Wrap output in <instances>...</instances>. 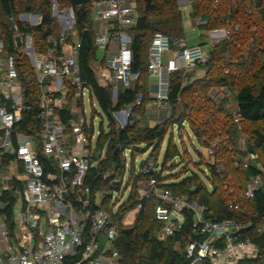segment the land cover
I'll use <instances>...</instances> for the list:
<instances>
[{
    "label": "built area",
    "instance_id": "built-area-1",
    "mask_svg": "<svg viewBox=\"0 0 264 264\" xmlns=\"http://www.w3.org/2000/svg\"><path fill=\"white\" fill-rule=\"evenodd\" d=\"M92 6L93 21L97 19L102 27L101 32L95 31L94 44L97 54H101L93 63L96 80L101 87L112 88L116 101L119 91L131 88L138 79V74L131 71L129 33L136 25L137 7L133 0H92ZM52 15L60 36L57 40L50 35L45 48H37L31 35L17 34L20 46L15 40L18 54L14 55L0 41V241L4 245L0 264H67L68 261L69 264H123L117 248L119 207L114 204L110 211L103 209L102 196L92 198L86 184L95 165L91 159L94 151L87 149L95 132L93 129V135L89 136L91 127L80 116L77 106L86 94L91 96V91L80 78L78 57L82 41L75 29V11L61 10L53 1ZM34 16L23 14L18 20L39 27L42 17ZM195 20L206 25L200 17ZM12 21L15 22L14 18ZM15 30L18 31L17 27ZM208 34L212 38L208 51L201 45H192L186 37L155 34L148 57V70L155 81L148 89L147 110H168L170 115L171 76L183 74L182 87L194 80L189 76L195 72L203 70L205 76L211 48L217 42L231 39L232 28L228 25ZM219 35L221 40L214 41ZM228 74L229 70H225L224 75ZM230 94L234 93L227 87H213L208 97L216 103L227 102ZM144 99L139 95L134 106H142ZM35 106L39 128L22 132L19 125ZM66 110L73 116L67 122L62 117ZM233 110L234 123L240 124L237 104ZM132 117L133 105L113 112L116 130L132 124ZM219 142L216 140L206 148L210 158H215ZM45 162L49 165L48 172ZM248 167V164L242 166L244 170ZM160 171V162L148 157L137 166L136 175ZM220 172H225L222 164ZM231 178L229 175L228 179ZM262 184V176L258 175L251 177L238 195L230 191L233 196L228 209L244 215L242 202L252 201ZM136 187L137 209L142 208L144 200L158 202L154 218L164 236L169 238L181 231L186 216H191L194 235L186 237L185 245L190 264H257L260 249L241 235L248 225L234 219L211 221L208 218L212 214L199 200H191L189 195H174L160 188L153 177ZM8 193L13 200L6 197ZM12 203L8 218L6 210Z\"/></svg>",
    "mask_w": 264,
    "mask_h": 264
},
{
    "label": "trees",
    "instance_id": "trees-1",
    "mask_svg": "<svg viewBox=\"0 0 264 264\" xmlns=\"http://www.w3.org/2000/svg\"><path fill=\"white\" fill-rule=\"evenodd\" d=\"M53 1L57 2L61 10L73 8L75 11V29L79 31L82 41L78 57L80 78L90 88L92 100L98 102L109 118L108 132L103 130L101 124V132L91 158L95 165L89 172L86 184L91 189L92 198L98 194L102 196L101 207L108 211L112 193L122 191L126 177L127 187H131L130 196L119 207L117 215L120 222L117 248L123 264H190L185 256L186 237L194 235L190 215L186 216V223L181 231L167 241H160L156 233L161 231V225L154 218V208L158 202L154 199L144 200L141 203L142 208L133 218V231L128 232L130 227H125L128 224V213L139 205L136 186L150 177L157 180L160 188L167 189L174 195H189L191 200H199L201 205L207 207L208 213L212 214L208 218L211 221L234 219L248 225L241 234L242 239L250 240L260 249V258L256 263L264 261V182L254 199L245 202L244 215H237L228 209V201L232 200L234 194L241 192V188H244L251 177L263 175L252 164L246 170L237 167V162L230 158V152L226 150L243 134L242 128L251 125L254 129L249 133L252 141L249 149L257 158L259 151L264 152V131L255 128L264 123V0H187L192 6V17H200L206 21V25H200L201 28L208 33L223 30L230 25L231 39L213 45L203 79L193 80L186 87H182L183 74L172 75L169 105L173 115L163 124L139 130H136L138 120L144 114L149 101L148 57L153 37L157 33L173 38L185 37L184 17L177 0H133L137 7V21L129 32L133 55L131 71L138 74V79L131 88L120 90L116 101L113 100L112 88L101 87L94 72L93 63L96 61L97 50L94 44L92 0H0V41L5 43L8 53L15 55L18 54L15 45L17 34L31 35L39 49L47 46L50 35L58 40L60 29L52 15ZM23 14L41 16L42 24L39 27H30L27 23L20 22L18 17ZM26 66L29 68V63ZM225 70H229L228 75H224ZM213 87H227L234 93L240 124L234 123V110L228 106V102L216 103L208 97ZM139 95H143L145 99L144 104L137 107L134 104ZM132 105V124L123 130H116L112 113ZM178 107L181 109L179 113L176 112ZM37 112L35 106L25 116L19 125L22 132L29 133L32 128H39ZM62 117L65 122L73 118L69 116V110ZM174 128H177L179 137L182 131L189 129L194 139L205 149L219 140L218 150L224 156L219 157L217 150L215 162H203L200 168L194 165L201 174L193 171L189 177L184 178L189 170H183L187 172L173 175L171 171L174 170V165L177 164L178 167L185 163L183 152H186L184 148L181 153L177 146ZM91 135L93 128L89 136ZM87 149L91 150V139ZM162 151L164 153L160 173L136 175L135 161L139 154H148V157H154L158 163ZM127 153L131 161L126 158ZM180 157H183V161L179 160ZM43 164L46 171H50L48 163ZM221 164L225 172H220ZM229 175L232 176L231 179H228ZM181 178L184 180L180 181ZM116 182L119 185L117 188ZM232 190L233 195H230ZM6 197L13 200L11 193L6 194ZM12 206L13 203L6 210L8 218H11Z\"/></svg>",
    "mask_w": 264,
    "mask_h": 264
},
{
    "label": "rangeland",
    "instance_id": "rangeland-1",
    "mask_svg": "<svg viewBox=\"0 0 264 264\" xmlns=\"http://www.w3.org/2000/svg\"><path fill=\"white\" fill-rule=\"evenodd\" d=\"M177 3L181 7V11L184 17V32L186 39L192 44V45H201L205 50H209L210 43H211V36L200 27L199 23L192 17V6L190 3H187L185 1L177 0ZM198 18V17H197ZM99 27V26H97ZM98 31L99 28H97ZM254 30V29H253ZM221 35L218 37H214V41L221 40ZM204 78V71L202 72H195L192 74V79L194 80H201ZM231 95V94H230ZM229 95V96H230ZM234 94L231 95V97L228 99V106L232 109L236 108V103L233 98ZM77 106L79 108L80 116L85 118L87 125L94 129L95 132V138L92 141L91 144V151L95 150L96 147V141L98 138L99 133L101 132V124L103 127V130L105 132H108V126H109V118L103 113L101 110L98 102L96 100H92L91 96L89 94H86L83 101L79 100L77 102ZM82 110L84 111V116H82ZM180 108L178 107L176 109V112H180ZM169 112L168 110H166ZM166 111H154L150 109H145L144 114L138 120L136 130L143 129L146 127H153L155 125L163 124L166 122L171 116L173 115L172 112L170 115L167 114ZM94 124V126H93ZM253 126H244L242 128L243 134H240L239 137L233 142L232 146H229L226 148L230 152V158L234 160L237 167H242L244 164L248 165H254L256 168L261 172L263 175L262 181L264 182V152L259 151V158H257V155L254 154L250 149L249 146L252 144L251 138H250V131L254 129ZM256 129H259L260 131H264V123H260L255 127ZM189 129L186 128V131H182L181 137L177 135V128L173 129L174 137L176 138L175 142L177 146L180 148L181 153L183 152L184 148H186V152H183L184 156V164H181L177 167V164L174 165V170L171 171L173 175H180L181 173L187 172L183 170H189V173L184 176V178L189 177L191 175V172L195 171L197 174H201L200 171H197L195 167L200 168V164L203 162H210L213 163L216 161L215 158H210L207 154V151L205 148L201 147L198 142L194 139L193 135L191 134ZM179 137V138H178ZM167 142V140L165 141ZM165 147V145H164ZM163 147V149H165ZM164 151H162L159 162L161 163L162 157H163ZM217 155L224 156V153L220 150H218ZM229 156V155H228ZM126 158L128 161H131L129 153H127ZM148 158V154L143 155L139 154V156L136 158L135 165L139 166L142 161L146 160ZM130 159V160H129ZM180 161H183V157H180ZM178 160V163L180 161ZM198 164V165H197ZM223 164V163H222ZM195 165V167H194ZM131 166V164H130ZM177 167V168H176ZM186 167V168H183ZM205 170V168L203 167ZM184 178H181L180 181L184 180ZM131 187H127V177L124 180V184L122 187L121 192H113L112 199L109 200V204L112 206L116 204L118 207H120L130 196ZM242 206H244V210L246 208V204L243 201ZM139 209H135L132 212L128 213L127 221L128 224L125 225V227H130L129 230H132L134 228V216L137 215V212ZM151 221V220H150ZM133 231V230H132ZM157 238L160 241H167L168 237L164 236L161 231L159 230L156 233Z\"/></svg>",
    "mask_w": 264,
    "mask_h": 264
},
{
    "label": "crops",
    "instance_id": "crops-1",
    "mask_svg": "<svg viewBox=\"0 0 264 264\" xmlns=\"http://www.w3.org/2000/svg\"><path fill=\"white\" fill-rule=\"evenodd\" d=\"M33 16H34V15H33ZM34 17L37 18V16H34ZM36 18H34V19L36 20ZM39 18H40V17H39ZM93 26H94V27H93V28H94V32H95V31H98L97 28H99L100 32L102 31L101 23H100L99 21H97V19L94 21ZM97 26H99V27H97ZM97 55H98V58L101 57V54H100V53H98ZM154 81H155V80H154L153 78H151V76H150V77H149V86H148V89H149L150 85H152V83H153ZM2 250H4V245H3V243L0 241V251H2Z\"/></svg>",
    "mask_w": 264,
    "mask_h": 264
},
{
    "label": "water",
    "instance_id": "water-1",
    "mask_svg": "<svg viewBox=\"0 0 264 264\" xmlns=\"http://www.w3.org/2000/svg\"><path fill=\"white\" fill-rule=\"evenodd\" d=\"M181 1H185V2H188L187 0H181ZM17 43H18V45L20 46V38H17ZM99 155L97 156V159H99ZM115 186H116V188L119 186L118 184H115ZM132 230H128V232H131Z\"/></svg>",
    "mask_w": 264,
    "mask_h": 264
}]
</instances>
